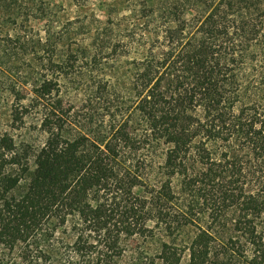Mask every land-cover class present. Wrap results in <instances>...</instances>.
<instances>
[{
	"label": "trees",
	"instance_id": "1",
	"mask_svg": "<svg viewBox=\"0 0 264 264\" xmlns=\"http://www.w3.org/2000/svg\"><path fill=\"white\" fill-rule=\"evenodd\" d=\"M58 6L0 0L36 66L0 88V264H264V0Z\"/></svg>",
	"mask_w": 264,
	"mask_h": 264
},
{
	"label": "rangeland",
	"instance_id": "2",
	"mask_svg": "<svg viewBox=\"0 0 264 264\" xmlns=\"http://www.w3.org/2000/svg\"><path fill=\"white\" fill-rule=\"evenodd\" d=\"M61 9L56 10V17L65 25L64 31H67L69 34L73 33V29L76 25H80L81 23H74V18L76 17V9L74 8V3H78L80 6V22H83V26L86 28L87 21H91L94 25L88 30L93 31L95 29L97 20H104L107 8L111 5H117L123 0H53ZM72 4V5H71ZM58 6V7H59ZM74 23L70 25L67 23L68 21ZM62 24V25H63ZM75 25V26H73ZM36 29H43V25L39 26V24H34ZM82 30V29H81ZM87 31V30H86ZM81 33H85L81 31ZM82 35V34H81ZM40 36L44 37V34L40 32ZM36 66L31 61V56L17 49L16 47H12L7 50V53L0 55V88L2 90L11 87L16 83H21L31 77V73L35 70ZM10 100L7 97V101ZM6 111L5 106L0 110V113ZM195 229L189 228L186 229L179 237L184 243H188L194 236ZM186 258L182 261L181 264H186Z\"/></svg>",
	"mask_w": 264,
	"mask_h": 264
}]
</instances>
